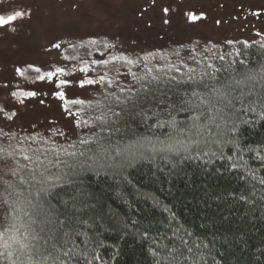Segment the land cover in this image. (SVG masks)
Listing matches in <instances>:
<instances>
[{"label":"snow or ice","instance_id":"1","mask_svg":"<svg viewBox=\"0 0 264 264\" xmlns=\"http://www.w3.org/2000/svg\"><path fill=\"white\" fill-rule=\"evenodd\" d=\"M152 2L154 5L155 0ZM162 11V24L170 25L169 8L164 7ZM253 15L258 17L260 13ZM25 17L31 18L30 9L10 10L7 14H0V27L13 25L15 31V22ZM186 19L188 23H195L207 19V16L205 13H186ZM215 23L219 26L221 20L217 19ZM146 25L152 26L150 22ZM232 43L228 41L229 45ZM243 43L248 47L247 42ZM98 44L99 41L90 40L82 42L79 47L86 50L84 56H90L92 48ZM103 47L107 50L112 45L104 43ZM51 48L58 50L61 44L53 42ZM232 55L231 52L217 53L208 46L202 51L194 48L189 55L173 50L168 56L175 59L160 57L166 60L160 66L152 63L158 59L154 53L136 59L121 56L119 62L139 69L133 72L129 68L127 73L135 84L140 85L135 91L117 78L123 74L116 58L111 61L81 58L79 64L83 66L79 71L85 78L76 82L59 79L66 74L63 67L39 75V81L54 83L57 90L52 96L60 101L66 99L63 89L69 86L82 89L99 86V91L94 100L71 101L74 106L86 104L87 118H82L79 110L64 108L69 115L77 117V128L89 129L87 133H77L74 140L66 138L61 143L53 139L57 135L65 137L63 131L47 137L36 133L18 140L17 134L0 130V205L4 208L0 215V264H100L102 258L97 247L102 245H98L95 237L89 234L93 224L81 216L88 205L80 196L70 192L83 173L99 174V167L111 169L118 165L124 168L147 162L164 173L166 168L175 170L189 161H198L202 166L219 161L224 171L243 169L254 184L264 186V177H258L257 169L245 159L247 153H254L252 159L264 167V152L242 144L240 138L243 125L253 124L257 117L264 120V75L260 76L257 87L256 75L235 68L236 62L228 58ZM239 63L242 65L244 61ZM89 65L96 73L94 77L87 76ZM29 68L41 72L40 67L30 65ZM110 71L115 75L109 76ZM15 73L22 75V68L16 67ZM161 82L186 86L179 89V102L160 99L157 89L150 86ZM3 87L9 85L5 83ZM12 95L16 93L12 92ZM37 95L38 92L29 91L25 98ZM160 103L173 106L168 118L148 124L151 136L138 135L136 128L147 120L145 106ZM173 111L185 113L187 118L177 120ZM15 115L13 110L6 119L12 120ZM133 137H136L133 143H121ZM5 140H17L21 145L27 142V150L8 145L13 148L10 152L2 145ZM226 148L231 149L230 154L225 152ZM240 198L244 199L243 196ZM143 199L168 213L167 226L172 228V236L161 234L160 238L153 239L157 249L167 251L168 264H201L202 248L208 246L190 239L193 235L190 231L185 230L188 238L181 235L182 225L172 227L175 214L158 198L144 194ZM147 236L145 232L144 237ZM164 239L171 247L163 242Z\"/></svg>","mask_w":264,"mask_h":264},{"label":"rangeland","instance_id":"2","mask_svg":"<svg viewBox=\"0 0 264 264\" xmlns=\"http://www.w3.org/2000/svg\"><path fill=\"white\" fill-rule=\"evenodd\" d=\"M164 7L170 10V25L162 24ZM145 8L147 11H143ZM14 9H30L31 18L17 20L15 31L12 30L13 25L0 27V130L17 134L18 140L36 133L47 137L53 132L63 131L65 137L57 135L53 138L62 139L63 143L81 131H89L77 128V117L69 115L64 108L79 110L82 118H87L89 110L86 104L68 106L69 100H94L99 86L84 89L69 86L63 89L66 99L60 101L52 96V92L57 90L54 83L38 79L47 71L54 72L57 67H63L66 74L59 79L76 82L85 78L79 71L83 66L79 64L81 58L111 61L113 56L123 74L117 78L124 84L131 81L128 69L136 72L137 68L119 62L121 56L136 59L154 53L158 59L152 63L164 64L166 60L160 57L174 60L175 57L168 56L173 50L189 55L194 48L202 51L208 46L214 51L219 44L224 46L228 41L251 40L264 34V0H155L154 5L152 0L0 2V14ZM186 13H205L207 19L188 23ZM253 13L260 15L257 17ZM217 19L221 20L219 26L215 23ZM146 22L152 26L148 27ZM96 39L112 47L105 50L104 44L95 48L90 46L91 55L84 56L86 50L79 47L81 43ZM53 42L60 43L61 48L52 49ZM114 49H120V57H116L118 52ZM30 65L40 67L41 72L36 73L29 68ZM16 67L22 68V75H16ZM91 68L89 65L88 77L96 75ZM113 75L115 72L110 71L109 76ZM5 83L8 88L3 87ZM29 91H36L39 95L25 98ZM12 92L16 95L13 96ZM13 110L15 117L6 119ZM2 145L12 151L8 145L27 150V142L21 145L17 140H5Z\"/></svg>","mask_w":264,"mask_h":264},{"label":"trees","instance_id":"3","mask_svg":"<svg viewBox=\"0 0 264 264\" xmlns=\"http://www.w3.org/2000/svg\"><path fill=\"white\" fill-rule=\"evenodd\" d=\"M96 40L100 42L98 45L104 44ZM232 42L231 45L219 44L214 51L233 53L228 58L236 62L234 67L255 74L259 87V78L264 75V34L255 39ZM243 42H247L248 47ZM114 51L118 52L116 57L122 54L120 49ZM237 52L240 54L236 55ZM241 60L244 61L242 65ZM130 78L131 81L124 84L133 91L139 89L140 85ZM150 87L157 89L156 94L161 100L179 102V89L186 86L161 82ZM73 100L76 99L69 100L68 106ZM172 107L169 103L147 104L144 109L147 120L136 128L138 135L151 136L148 124L168 118ZM173 115L177 120L187 118L185 113L173 111ZM76 136L69 139L74 140ZM240 138L242 144L264 152V120L257 117L253 124L243 125ZM135 139L121 143H133ZM225 152L230 154L231 149L226 148ZM253 156L254 153H247L245 159L257 169L258 177H264V167H260ZM97 171L99 174L83 173L70 192L88 205L81 216L93 224L89 234L102 245L97 247L102 258L100 264H168L167 251L157 249L153 243V239L160 238L161 234L172 236V228L167 226L168 213L154 208L150 201L143 199L144 194H151L162 205L168 206L176 217L172 227L183 226L181 235L188 238L185 230L190 231L193 233L190 239L208 246L202 248L201 264H264V190H261L264 186L254 184L243 169L224 171L219 161L207 166L189 161L175 170L166 168L164 173L147 162L124 168L118 165L111 169L99 167ZM3 211V205H0V215ZM163 242L171 247L167 239Z\"/></svg>","mask_w":264,"mask_h":264}]
</instances>
